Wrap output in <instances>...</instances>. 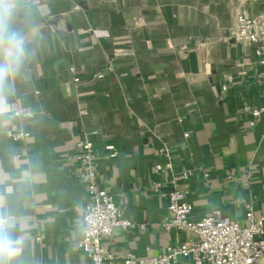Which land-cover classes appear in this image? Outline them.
Here are the masks:
<instances>
[{
    "label": "crops",
    "instance_id": "1",
    "mask_svg": "<svg viewBox=\"0 0 264 264\" xmlns=\"http://www.w3.org/2000/svg\"><path fill=\"white\" fill-rule=\"evenodd\" d=\"M241 13H264V0H30L21 22L36 57L0 125V197L28 226L21 264L89 262L76 245L85 140L99 184L134 223L103 239L117 258L195 237L161 225L172 188L187 193L193 219L219 210L244 222L248 204L260 215L264 114L250 125L244 107L264 106V78L253 46L230 37Z\"/></svg>",
    "mask_w": 264,
    "mask_h": 264
},
{
    "label": "built area",
    "instance_id": "2",
    "mask_svg": "<svg viewBox=\"0 0 264 264\" xmlns=\"http://www.w3.org/2000/svg\"><path fill=\"white\" fill-rule=\"evenodd\" d=\"M230 37L253 46L262 66L260 75L264 78V13L256 17L239 14ZM244 111L251 117L250 125H254L264 114V106L246 105ZM15 114L32 116L25 109H17ZM12 135L19 137L21 133ZM108 148L113 149L112 146ZM161 152L170 156L167 147ZM77 158L80 165L77 175L87 184L82 233L76 241L77 247L89 257V262L82 264H175L180 258H189V264H264V204L260 215H256L254 207L248 204L244 222L231 219L219 210L200 219H193V207L187 200V193L179 188H172L166 193L169 212L161 225L167 231H190L195 237L184 243L169 245L160 253L148 257L128 253L117 258L104 245L103 239L112 234L116 227L127 229L134 223L123 215L114 194L99 184L95 148L91 140L80 143ZM165 167H172L170 160ZM157 168L162 169L163 166L157 165ZM160 187L161 184L158 183L156 190ZM140 226L142 229L146 228L145 224Z\"/></svg>",
    "mask_w": 264,
    "mask_h": 264
},
{
    "label": "clouds",
    "instance_id": "3",
    "mask_svg": "<svg viewBox=\"0 0 264 264\" xmlns=\"http://www.w3.org/2000/svg\"><path fill=\"white\" fill-rule=\"evenodd\" d=\"M30 0H0V125L7 100L15 92V82L35 59V31L26 30L22 18ZM15 154L12 155L14 160ZM27 224L4 210L0 197V264H21L29 242Z\"/></svg>",
    "mask_w": 264,
    "mask_h": 264
}]
</instances>
